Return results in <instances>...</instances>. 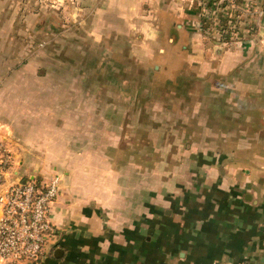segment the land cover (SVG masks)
Masks as SVG:
<instances>
[{"label": "crops", "instance_id": "obj_1", "mask_svg": "<svg viewBox=\"0 0 264 264\" xmlns=\"http://www.w3.org/2000/svg\"><path fill=\"white\" fill-rule=\"evenodd\" d=\"M83 1L95 23L143 17L144 37L168 38L148 51L191 75L175 77L173 121L141 170L77 137L27 145L36 166L22 174L58 173L61 191L45 255L25 264H264V0L223 1L236 34H220L210 1Z\"/></svg>", "mask_w": 264, "mask_h": 264}, {"label": "rangeland", "instance_id": "obj_2", "mask_svg": "<svg viewBox=\"0 0 264 264\" xmlns=\"http://www.w3.org/2000/svg\"><path fill=\"white\" fill-rule=\"evenodd\" d=\"M85 4L0 0V127L18 175L36 166L27 145L58 148L67 137L141 170L158 156L157 128L173 121L174 79L191 71L173 53L148 51L168 38L144 37L138 15L133 29L119 17L95 23Z\"/></svg>", "mask_w": 264, "mask_h": 264}, {"label": "built area", "instance_id": "obj_3", "mask_svg": "<svg viewBox=\"0 0 264 264\" xmlns=\"http://www.w3.org/2000/svg\"><path fill=\"white\" fill-rule=\"evenodd\" d=\"M210 16L217 17L220 34L236 27H224L215 12L220 1H210ZM234 4V2H233ZM228 14V13H227ZM222 32V33H221ZM61 191L58 173L40 179L36 174L18 175L12 151L0 139V264H25L40 260L54 235L50 220L52 205Z\"/></svg>", "mask_w": 264, "mask_h": 264}, {"label": "trees", "instance_id": "obj_4", "mask_svg": "<svg viewBox=\"0 0 264 264\" xmlns=\"http://www.w3.org/2000/svg\"><path fill=\"white\" fill-rule=\"evenodd\" d=\"M37 1H39L40 3H43V2L48 1V0H37ZM52 2H54V1H52ZM25 176H27V175H25Z\"/></svg>", "mask_w": 264, "mask_h": 264}]
</instances>
